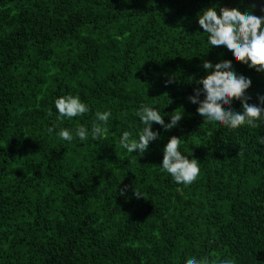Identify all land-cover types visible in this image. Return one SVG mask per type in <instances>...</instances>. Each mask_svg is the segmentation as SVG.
Wrapping results in <instances>:
<instances>
[{
  "label": "trees",
  "instance_id": "1",
  "mask_svg": "<svg viewBox=\"0 0 264 264\" xmlns=\"http://www.w3.org/2000/svg\"><path fill=\"white\" fill-rule=\"evenodd\" d=\"M212 6L264 15V0H0V264H264V123L203 124L187 99L203 62L222 60L251 79L249 103L264 95V73L226 50L206 53L197 15ZM69 92L92 110L57 121L53 101ZM140 103L166 123L183 115L169 131L153 123L160 138L128 157L119 136L136 132ZM108 109L105 141L47 132ZM173 136L200 167L179 191L159 171Z\"/></svg>",
  "mask_w": 264,
  "mask_h": 264
},
{
  "label": "clouds",
  "instance_id": "2",
  "mask_svg": "<svg viewBox=\"0 0 264 264\" xmlns=\"http://www.w3.org/2000/svg\"><path fill=\"white\" fill-rule=\"evenodd\" d=\"M264 13V7L260 9ZM199 28L203 30L206 38L207 52L211 49L226 50L234 61L254 69L257 73H264V15H254L251 10L241 11L239 8L207 7L197 15ZM223 55V52H221ZM206 75L196 81L198 85L193 89L192 95L187 97L192 104L198 105L196 113L203 119V124L219 125L229 131H236L241 127L257 128L264 123V95L257 96V104L249 103L250 97L246 90L251 87V79L237 74L230 61L222 60L212 64L204 61L202 64ZM203 96V99H201ZM233 100L239 101V111L231 107ZM53 108L57 121H71L73 118H82L92 110L91 106L81 100L79 93H66L54 99ZM49 116L52 111H49ZM168 115V114H166ZM183 113L170 114L166 123L161 109L148 103H140L133 117L138 119L139 125L136 132L122 131L119 136V146L125 151L126 156L133 153L140 157L148 150L149 144L160 138L157 131L152 130L153 123L160 125L164 131H169L177 126ZM113 119L110 109L94 113V118L85 126L77 124L73 128H60L52 125L47 128L49 134H55L60 141L72 143L78 140L83 143L91 139L102 142L108 138L110 120ZM202 124V125H203ZM201 125V126H202ZM259 143L264 145V137ZM163 158L159 171L167 174L170 182L181 187H188L195 183L200 174L198 160L188 159V154L180 150V138L171 137L162 149ZM119 185V184H118ZM128 186L119 188L118 194L125 195ZM133 195L140 198L142 195L134 188ZM184 264H212L207 257L198 259L195 255L186 257ZM221 264H231L229 259H224Z\"/></svg>",
  "mask_w": 264,
  "mask_h": 264
}]
</instances>
